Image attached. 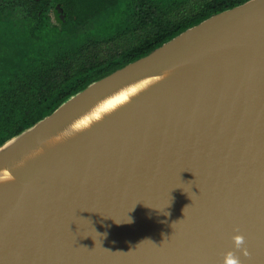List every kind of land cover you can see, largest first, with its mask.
Listing matches in <instances>:
<instances>
[{"label":"water","instance_id":"water-1","mask_svg":"<svg viewBox=\"0 0 264 264\" xmlns=\"http://www.w3.org/2000/svg\"><path fill=\"white\" fill-rule=\"evenodd\" d=\"M222 18L200 41L188 36ZM263 26L264 0L214 14L0 150L54 125L98 85ZM230 252L264 264V44L163 91L0 198V264H226Z\"/></svg>","mask_w":264,"mask_h":264},{"label":"trees","instance_id":"trees-1","mask_svg":"<svg viewBox=\"0 0 264 264\" xmlns=\"http://www.w3.org/2000/svg\"><path fill=\"white\" fill-rule=\"evenodd\" d=\"M30 5V13L38 16L37 25L29 26L20 18L19 6L8 2L0 10V146L22 130L30 128L38 121L50 115L65 100L125 65L146 56L183 31L191 28L210 16L239 6L248 0H211L204 8L184 17H168L174 4L158 9V14L149 11L147 3H138L133 7L139 13L128 12L124 24L127 30H134L136 39L119 49L113 56L95 61L85 56H66L65 58L45 59L31 49L25 40L27 30L40 34L43 39L44 26L48 23L45 12L57 5L66 16L61 30L77 33L88 29L108 14L118 4V0H21ZM18 9V10H17ZM166 15L167 18H164ZM87 21L83 28L71 27V22ZM81 23V22H79ZM119 34V33H118ZM117 34V36H118ZM18 44L28 53L24 59L3 72V58L9 49ZM36 53V54H33ZM82 60L80 63H78Z\"/></svg>","mask_w":264,"mask_h":264},{"label":"bare ground","instance_id":"bare-ground-1","mask_svg":"<svg viewBox=\"0 0 264 264\" xmlns=\"http://www.w3.org/2000/svg\"><path fill=\"white\" fill-rule=\"evenodd\" d=\"M210 22L188 35L200 41L230 20ZM189 38V39H190ZM264 44V26L238 32L153 68L80 96L69 113L46 130L0 150V198L23 191L24 183L53 162L73 153L163 91L215 66L245 57Z\"/></svg>","mask_w":264,"mask_h":264},{"label":"rangeland","instance_id":"rangeland-1","mask_svg":"<svg viewBox=\"0 0 264 264\" xmlns=\"http://www.w3.org/2000/svg\"><path fill=\"white\" fill-rule=\"evenodd\" d=\"M211 0H118V4L113 8L108 14L104 15L100 20L95 22L93 26L88 29H83L77 33H67L61 30V25L66 22V16L61 9V13L64 18L63 20L59 17L55 9H50L45 12L48 17V23L44 26L42 34H44L43 39H38V34L31 33V30H27L25 34V40L27 43L31 44V49L34 52H40V56L45 59L54 58H65L66 56L71 57L76 56L77 52H80L75 58H82L88 56L95 61H102L111 56H113L119 49L132 43L136 39L134 30H127L124 27L119 29L118 27L124 24V20L128 17V12H135L136 15L139 11L133 7L138 3H147L149 11L153 15L158 14V9L163 10L165 6H170L174 4V9L171 13H168V17H184L196 13L199 9L204 8ZM8 2L11 4L16 3L19 6L18 15L20 18L26 20V24L33 27L37 25L38 16L34 13H30V5L27 2L21 0H0V10ZM167 18L166 15H163ZM81 22V23H79ZM79 22H71L67 26L80 27L84 24L87 25V21L83 19ZM83 24V25H81ZM119 33V34H118ZM118 34V36H117ZM9 55L3 58V72H6L7 67H12L21 59L26 57L28 53L26 50L21 48L18 44L13 45L9 49ZM33 53V54H36ZM80 60L78 63H80ZM1 89V83H0Z\"/></svg>","mask_w":264,"mask_h":264},{"label":"clouds","instance_id":"clouds-1","mask_svg":"<svg viewBox=\"0 0 264 264\" xmlns=\"http://www.w3.org/2000/svg\"><path fill=\"white\" fill-rule=\"evenodd\" d=\"M187 207V206H186ZM174 223V222H173ZM234 244L237 249L242 248L241 246L244 243V237L243 236H235L234 238ZM226 264H241L240 257L235 255L234 253H228L226 256Z\"/></svg>","mask_w":264,"mask_h":264}]
</instances>
